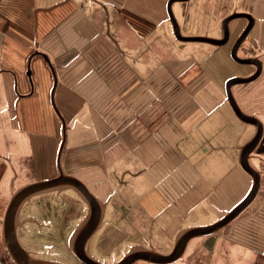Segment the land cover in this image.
I'll return each mask as SVG.
<instances>
[{
    "label": "rangeland",
    "instance_id": "1",
    "mask_svg": "<svg viewBox=\"0 0 264 264\" xmlns=\"http://www.w3.org/2000/svg\"><path fill=\"white\" fill-rule=\"evenodd\" d=\"M102 1L85 0L87 7L84 12L89 15L90 23H95L83 30L87 39L98 35L95 30L99 29V25L92 6L103 4ZM167 2L168 0H129V6L156 24L147 40L143 41L147 51H150L145 70L147 74H154V78L147 81V86H137L136 96L122 105L127 108V112L119 114L122 117L126 115L141 119L145 107L148 110L154 105L163 104L169 108V113L163 115L164 128L160 132H153L147 139L140 140L128 131L130 118L125 117L122 119L124 123L117 124L116 120L109 121L110 117L103 121L96 110L92 113L85 112L81 114L85 122H89L92 116L94 123L80 126L75 124H81L82 121L78 123L75 120L74 123L67 120L72 129L66 131L68 147L61 156L59 166L52 146H48L49 154L35 152L29 148L27 140L23 144L19 136H15L12 140L16 141V148L12 149L7 140L5 143L4 136H0V220H3L12 197L11 184L14 189H18L34 180L48 179L55 173L58 174L60 167L62 174L64 172L81 181L95 197H100L107 204L102 229L93 236L88 253L100 264H114L120 262L130 248L137 245L151 247L157 254L166 256L173 250L182 231L212 226L246 198L252 188V179L239 164V150L241 143L247 140V135L243 140L240 138L249 125L238 121L228 108L227 113L224 109L218 110L214 115L216 123L223 125L218 129L224 138L210 142L205 129L200 132L199 137L190 136L186 141L193 140L196 152L194 157H190L177 152L176 143L184 135V130L178 127L175 117V110L188 103L194 93L214 87L225 92V85L230 79L248 78L255 73L252 66L236 64L230 54L235 37L247 26L246 20L239 18L229 23L230 39L224 46L193 42L180 44L173 35L166 11ZM120 4L126 5L124 0H120ZM172 12L182 36L210 39H220L222 22L228 16L234 13L248 14L254 19V27L237 55L241 59H250L251 56H259V53L264 54V0H189L174 3ZM123 20H115L109 31L102 26L106 30L104 35L114 40L113 45L119 49L127 41L130 44L134 42L133 39L138 43L140 41V36L130 32V26ZM130 35L133 38L131 41L128 39ZM71 38H74L73 34ZM65 39V43H68L70 37ZM143 52L142 48H137L131 58V64L139 73L143 69ZM262 59L264 62V55ZM185 74L187 76L183 82L181 77ZM193 75H197V78L190 83L188 79ZM146 88H151V93ZM232 94L245 114L264 120V68L261 76L254 82L234 86ZM91 99L95 100L93 97ZM58 108L61 112L59 104ZM61 113L65 115L64 112ZM251 133L249 131L248 134ZM206 144L210 150L209 155H203L202 152ZM102 152L105 161L86 160V155H98ZM46 155H51V158ZM28 156L34 160V169H37L41 157L43 165H47L45 172L37 171L34 178L29 177L26 161ZM48 160L54 166L51 172ZM250 163L258 171L264 169L258 158L251 159ZM92 164L104 165L107 170L95 168L91 172L80 171ZM217 164L232 168L224 174L217 171L213 173ZM139 166L147 168L143 169L147 171L139 172ZM210 167L211 172L208 173ZM133 174L139 175L133 177ZM263 187L235 220L213 235L215 242L212 250L205 248L207 236L193 238L182 257L171 264H264ZM76 200L74 194L65 192L34 197L26 203L22 218L30 216L38 222L27 225L16 234L22 248L27 253L38 250L40 258L64 264H79L66 243V237L83 215ZM129 207L132 222L129 219L117 223V217H121ZM68 213L72 215L71 220L66 219ZM46 223L52 224L50 228L44 226ZM113 224L116 229L113 227L109 232L108 228ZM1 231L0 222V261L13 264L5 252ZM106 231L114 235L106 238ZM133 264L150 263L138 261Z\"/></svg>",
    "mask_w": 264,
    "mask_h": 264
},
{
    "label": "crops",
    "instance_id": "2",
    "mask_svg": "<svg viewBox=\"0 0 264 264\" xmlns=\"http://www.w3.org/2000/svg\"><path fill=\"white\" fill-rule=\"evenodd\" d=\"M124 2L126 5L121 6L120 0H103V4L93 5L96 23L99 25V29L95 30L98 35L92 39H87L83 30L88 29L90 25H95V23L91 24L89 15L87 16L84 12L87 7L85 0H0V136H4L5 143L7 140V143L12 145V149L16 148V141L12 140L15 136H19L23 144L27 140V145L35 152L41 151L49 154L48 146H52L55 156L57 155L59 166L61 156L68 147L66 131L72 129L67 120L70 122L78 120V123L82 121L81 124H75L80 126H83L84 123H94L92 116L89 122H85V118L82 117L83 113H92L93 110H96L103 121L110 117L109 121L116 120L118 124L124 123L122 119L125 117L130 118L128 131L140 140H145L152 136L153 132H160L164 128L163 115L169 113V108L163 104L154 105L148 110L145 107L141 119L126 115L125 117L119 116V114L123 115L122 113L127 112V108L122 105L136 96L137 86L139 84L147 86V81H152L154 78V74H147L145 70L147 62H149L147 57H150V51H147L143 41L147 40L156 24L129 6V0H124ZM120 18L124 19L123 22L130 26L131 30L128 28L130 32L140 36L139 43L131 38V35L128 36V39L130 41L133 39L134 42L130 44L127 41L126 45L121 48L123 50L114 46V40L104 35L106 30L102 29V26H105L109 31L115 20ZM72 34L74 38H71ZM56 35H59V38L54 40ZM67 37L70 39L68 43H65ZM141 44L143 45L141 46ZM137 48L144 50L142 53V68L144 70L142 69L141 73L131 64L133 52ZM182 76L184 82V77L187 75ZM196 78L197 75H193L188 81L191 83ZM146 90L148 93L152 91L151 88H146ZM207 90L194 93L188 103L175 110L178 127L184 130V135L176 143L177 152L183 156H195L193 140H186L190 139V136L199 137L203 129L208 132H205V135L208 136L210 142L213 139L224 138L218 129L223 125L216 123L215 113L221 109L227 113V108L231 114L233 112L227 103L224 90L222 92L216 87ZM92 97L95 100H92ZM58 104L61 112L65 113L64 116L61 115ZM227 115L230 119V115ZM211 127L214 130H211ZM250 127L252 126H249L244 132L245 135L243 134L240 138L243 140V137L247 135V140L245 139L246 141L241 143L240 150L251 140L254 134V129ZM209 129L211 133L208 131ZM249 131L252 132L250 135L248 134ZM98 144H100L99 141ZM202 152L203 155L210 154L207 144L203 146ZM46 157L51 158V155H46ZM51 160H48L50 172L54 170V166H51ZM86 160L91 162L94 160L105 161V155L103 152L98 155L88 154ZM26 161H28L29 177L34 178L37 171L45 172L47 165H43L44 160L41 157L38 160L37 169H34V160L30 156L26 158ZM223 161L225 162V160ZM211 167L208 173L211 172ZM230 167L217 164L213 173L217 171L219 174H224L232 168ZM95 168L107 170L104 165L92 164L85 166L80 171L91 172ZM143 169L147 168L137 167L139 172L145 173L147 170ZM57 172L59 173H55L48 179L38 181L43 182L56 178L57 175L62 174L60 167H58ZM63 174L67 176L66 173L63 172ZM114 174L116 176V173ZM138 175L136 174V176ZM38 181L32 182L37 183ZM32 182L30 184H33ZM10 187L11 196L22 188L14 189L13 184ZM65 192H70L76 196L75 203L80 205L82 212V197L72 188L60 187L56 190L36 194L20 206L15 220L16 234L27 225L38 222L30 216L22 218L26 203L40 195L45 197L49 193L61 194ZM98 202L100 204V219L95 231L84 245V251L91 259L88 251L92 238L102 229L101 226H103L107 209V204L103 199L98 197ZM127 210L132 212L131 207ZM71 216L68 213L66 219L71 220ZM86 219L83 211V215L66 237L68 250L71 254H73L74 237ZM2 221L0 220L1 230ZM51 225V223L44 224L46 228H50ZM135 249V247L131 248L129 253ZM5 252L8 254L6 247ZM28 254L35 261V264H64L59 261L40 258L38 250H33L32 253ZM7 256L11 259L9 254ZM11 261L15 264L12 259Z\"/></svg>",
    "mask_w": 264,
    "mask_h": 264
},
{
    "label": "water",
    "instance_id": "3",
    "mask_svg": "<svg viewBox=\"0 0 264 264\" xmlns=\"http://www.w3.org/2000/svg\"><path fill=\"white\" fill-rule=\"evenodd\" d=\"M188 1L189 0H168L166 5V11L169 21L171 23L173 35L175 37V40L180 44L193 42L209 44L215 47L224 46L229 40V23L239 18L248 21L246 28L232 46L230 54L231 59L236 64L254 66L256 71L252 76L248 78L230 79L225 85V96L227 99V103L229 104L234 116L240 122L252 126L256 129L255 136L240 150L239 157V164L242 170L252 179V188L246 198L217 223L206 228L187 229L183 231L177 238L175 246L170 254L162 256L151 251L134 250L128 253L120 262L116 264H133L138 261H143L150 264H171L182 257L187 248L188 243L193 238L200 236H210V238L205 243V248L207 250H212L215 242V238L213 237V235L219 230L229 225L233 220H235L252 203L259 190L260 183L258 173L249 165L248 158L250 154L255 150V147L258 144V139L262 133L261 129L263 127V124L258 119L244 114L239 108L232 94V87L252 83L259 78L262 72V63L260 62V60L256 58L241 59L237 55L239 47L245 41L246 37L254 26V19L248 14L234 13L228 16L222 22V37L220 39H210L207 37H184L182 36L180 32V27L173 15L172 5L176 2ZM255 153L256 155L260 154L259 150H256ZM60 187H69L74 189L83 199H85L89 203L90 206L88 218L79 228L74 237V256L82 264H100L89 258L84 251V245L86 241L90 238L92 233L95 231L100 219L99 205L97 204L95 197L90 193V191L81 181L71 176H64L61 173L52 180L37 182L22 187L17 192H15V194L10 199L2 221V237L8 254L10 255L11 259L14 261L15 264H35V261L21 247L16 237L15 220L20 206L24 201L36 194L56 190Z\"/></svg>",
    "mask_w": 264,
    "mask_h": 264
},
{
    "label": "flooded vegetation",
    "instance_id": "4",
    "mask_svg": "<svg viewBox=\"0 0 264 264\" xmlns=\"http://www.w3.org/2000/svg\"><path fill=\"white\" fill-rule=\"evenodd\" d=\"M246 24H248V21L246 20ZM244 30H241L240 32H239V34L235 37V39H234V41H233V45H234V43H235V41L238 39V37L241 35V33L243 32ZM251 32H252V30L249 32V34H248V36L246 37V39L249 37V35L251 34ZM222 37V36H221ZM220 37V38H221ZM229 39H230V33H229ZM246 39H245V41H246ZM245 41L242 43V45L239 47V49H238V51L243 47V44H245ZM238 53V52H237ZM263 55L264 54H262V53H259V56H251V57H249V58H256V59H258V60H260V62L262 63V71H263V68H264V62H263ZM252 67H254V66H252ZM254 71H256V69H255V67H254ZM262 73V72H261ZM261 76V75H260ZM259 76V77H260ZM233 88V87H232ZM242 111V110H241ZM248 116H251L250 114H248ZM253 116V115H252ZM254 118H256V116H254ZM256 119H258V118H256ZM262 124H263V127H262V133H261V135H260V137H259V139H258V144H257V146L255 147V150L250 154V156H249V158H248V163H249V165L258 173V177H259V183H260V185H259V190L264 186V169L262 168L260 171H258V170H256L252 165H251V163H250V160L252 159V160H255V159H259L260 161H261V165H262V167H264V120H261V119H258ZM254 128V127H253ZM255 134H256V129L254 128V135L252 136V137H254L255 136ZM251 139H253V138H251ZM256 150H259V152H260V154L259 155H256V153H255V151ZM133 177H137L136 176V174L133 176ZM250 177V176H249ZM118 183H120V179H118ZM85 185V184H84ZM119 185H121V184H119ZM86 186V185H85ZM87 188V187H86ZM264 188V187H263ZM88 189V188H87ZM89 190V189H88ZM258 190V191H259ZM91 193V192H90ZM92 194V193H91ZM93 196H94V194H92ZM40 196H42V195H40ZM95 197V196H94ZM95 199H96V201H97V204L99 205V208H100V204H99V202H98V197H95ZM81 205H83V211H84V216L85 217H87L88 218V216H89V212H90V206H89V203L85 200V199H83L82 198V201H81ZM130 212L127 210V209H125L124 210V213H122V215H121V217L120 216H118L117 217V223H119V221L120 220H122V221H126V220H129L130 219V221L132 222V218H131V216H130V214H129ZM102 227V226H101ZM114 227V224L112 225V226H109V228H108V230L110 229H112ZM115 229H116V226L114 227ZM107 230V231H108ZM110 230H109V232H110ZM106 231V232H107ZM109 232H107V233H105L106 234V238L109 236V235H111ZM105 234H104V237H105ZM114 235V234H113ZM113 235H111V236H113ZM210 238V236H207L206 237V239L208 240ZM133 247H135L136 249L135 250H144V251H151V252H155V250L153 249V248H151V247H145V246H142V245H137V246H133ZM133 247H131V248H133ZM131 248H130V250H131ZM156 253V252H155ZM77 259V258H76ZM92 259H94V258H92ZM95 260V259H94ZM79 261V260H78ZM79 264H82L80 261H79Z\"/></svg>",
    "mask_w": 264,
    "mask_h": 264
},
{
    "label": "built area",
    "instance_id": "5",
    "mask_svg": "<svg viewBox=\"0 0 264 264\" xmlns=\"http://www.w3.org/2000/svg\"><path fill=\"white\" fill-rule=\"evenodd\" d=\"M0 264H4L2 261H0Z\"/></svg>",
    "mask_w": 264,
    "mask_h": 264
}]
</instances>
